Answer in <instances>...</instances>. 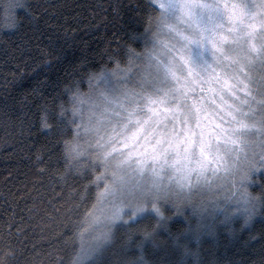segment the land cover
I'll return each mask as SVG.
<instances>
[{
	"label": "trees",
	"instance_id": "1",
	"mask_svg": "<svg viewBox=\"0 0 264 264\" xmlns=\"http://www.w3.org/2000/svg\"><path fill=\"white\" fill-rule=\"evenodd\" d=\"M151 14L148 0H27L10 13L0 2V264L78 257L98 189L87 168L66 171L72 126L61 109L103 66L141 47ZM247 187L260 196L264 175ZM192 201L117 222L113 240L83 264H264V206L245 223Z\"/></svg>",
	"mask_w": 264,
	"mask_h": 264
},
{
	"label": "clouds",
	"instance_id": "2",
	"mask_svg": "<svg viewBox=\"0 0 264 264\" xmlns=\"http://www.w3.org/2000/svg\"><path fill=\"white\" fill-rule=\"evenodd\" d=\"M148 3L152 14L139 34L141 47H129L126 59L103 66L80 90L82 98L71 94L63 109L72 126L64 139L70 143L63 142L66 171L93 172L96 198L111 185L104 205L123 204L128 214L138 205L149 208L172 197L149 189L148 173L140 175L137 160L159 153L156 164L164 165L165 176L178 157L195 162L201 134L215 126L213 121L231 122L228 102L249 107L250 102L242 105L241 96L232 94L242 93L240 78L249 79V70L257 65L264 70V0ZM241 4L249 10L243 24L231 18V10ZM250 23L259 25L254 37L244 34ZM253 38L259 52L249 43ZM259 95L264 100V78ZM260 107L264 110V104ZM72 145L76 151L65 150ZM262 164L264 155L241 153L232 175L239 182L250 171L247 186L252 176L264 174Z\"/></svg>",
	"mask_w": 264,
	"mask_h": 264
},
{
	"label": "snow or ice",
	"instance_id": "3",
	"mask_svg": "<svg viewBox=\"0 0 264 264\" xmlns=\"http://www.w3.org/2000/svg\"><path fill=\"white\" fill-rule=\"evenodd\" d=\"M0 2L4 3L5 9L9 13L16 6H23V0H0ZM234 2H239V0H234ZM247 15H249V10L246 4H241L238 9L233 8L231 10V18L239 20L241 24L244 23L243 18ZM258 27L259 25L250 23L247 25V31L244 34L249 37H254V33ZM236 30L239 29L237 28ZM249 43L257 52L260 51L254 42V38L250 39ZM89 80L91 83L92 77H90ZM240 83L243 85V87L240 88V91L246 94L245 98L241 100V104H248L249 100L247 97L252 96L251 91H249L250 85L248 79L240 78ZM232 94L239 99L238 93L233 92ZM72 95L81 96L82 98L79 89H77L75 93H72ZM228 103L231 107L225 109V111L227 112V115L231 117V122L221 123L220 121H213L215 126L209 127L207 133L201 134L202 140L199 147V158L195 162H191L190 157L184 158L183 161L178 157L170 163L169 167L172 171L165 176L164 165L160 164L157 166L156 164V161H159L162 158L159 153L152 155L151 157L137 160L136 163L140 175L143 177L146 172L148 173L150 190L155 189L157 192L162 191L165 194V198H167L168 193L171 192L172 195L176 196L181 202H183L185 198L191 196L195 187L200 185L210 186L213 179L217 177L221 171L226 175L232 174V169L239 160L240 154L244 153L247 155V145L244 136L247 134L249 128L255 127L256 125L249 124L242 118L246 113L240 105L231 101ZM260 103L264 104V100L260 101ZM61 111L63 112V108ZM45 127H48V125L45 124ZM260 131L261 133H264V120L261 121ZM213 141L215 142L214 147ZM69 143L68 140H64L65 145H68ZM65 150L74 152L76 151V146L72 145L71 149L66 148ZM148 159L153 161L151 167L148 165ZM165 163H167L166 158ZM260 167H264V164ZM209 169H211V175L208 174ZM233 177V186L238 191L237 202L246 213L245 223H248L255 213L257 204L264 206V192H262L260 196H253L252 193L249 192L245 182L250 178V171L243 173L239 182H237L234 175ZM117 179H121V177H117ZM111 191L112 186L106 185L105 189L97 194L96 202L94 203L93 208L90 209V214L93 216L94 221L98 222L103 219L108 225H110L101 233L97 248L102 247L113 240L114 229L120 226L117 224L118 221L127 224H134L140 220L150 218L152 212L157 216H163L160 208L155 203L152 204L151 210H149L146 205H138L133 209L131 214L125 212L123 204L105 206L104 200ZM98 205H104V207L97 209ZM177 207H179V204H177ZM241 208L233 209L232 211L237 212L240 211ZM97 210L100 212V215H96ZM125 217H127L126 221ZM160 223L161 221L157 220L155 226L158 227ZM151 234L150 231L144 232L145 238H149ZM252 238L255 239V237ZM93 251H95V249H93ZM88 254L90 253L85 255ZM84 258L85 256H78L74 259L73 264H83ZM116 264H121V262L117 261Z\"/></svg>",
	"mask_w": 264,
	"mask_h": 264
},
{
	"label": "rangeland",
	"instance_id": "4",
	"mask_svg": "<svg viewBox=\"0 0 264 264\" xmlns=\"http://www.w3.org/2000/svg\"><path fill=\"white\" fill-rule=\"evenodd\" d=\"M249 72V91H251L255 100H252L251 97H247L250 103L249 107L244 109L246 115L242 118L245 119L247 123L254 124L256 126L247 130V134L244 136V139L247 145V153L249 155L259 157L264 155V133H261L260 131L261 121L264 120V110L260 107V100L262 98L259 95L261 79L264 78V70L257 65L256 67L250 69ZM238 95L241 96V99H244L246 94L242 92L238 93ZM208 174L211 175V169L208 170ZM233 178L232 174L226 175L221 171L218 176L213 179L210 186L200 185L195 187L191 196L189 198H185L183 202H187V207H191L193 202L192 200H197L200 210H203L202 212H205L206 209L208 210L209 208L210 210L220 212L224 215L246 216V213L237 202L238 191L233 186ZM167 202L168 204H174L173 202L178 203L181 201L176 196L172 195L171 199L160 201L157 204L160 210L162 209V205H167ZM102 207H104V205H98L97 209ZM237 208H241V210L237 212L232 211ZM149 210H151V207H149ZM96 215H100L98 210ZM87 220L88 224L80 236V250L78 253V256H85L84 260L88 259L100 248H97V244L101 238V233L106 227L110 226L103 219L98 222L94 221L90 212ZM126 220L127 217H125V221ZM93 249H95V251H93ZM87 253L90 254L85 255Z\"/></svg>",
	"mask_w": 264,
	"mask_h": 264
}]
</instances>
